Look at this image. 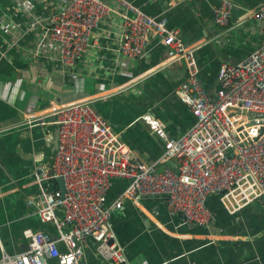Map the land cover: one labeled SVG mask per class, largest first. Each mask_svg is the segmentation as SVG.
<instances>
[{"label":"built area","instance_id":"2783aa9c","mask_svg":"<svg viewBox=\"0 0 264 264\" xmlns=\"http://www.w3.org/2000/svg\"><path fill=\"white\" fill-rule=\"evenodd\" d=\"M110 1L113 5L107 0H65L57 12L40 16L32 0H23L19 8L28 18L27 30L38 39L34 54L53 56L67 73L79 76L78 62L89 53L93 36L117 17L121 57L142 59L157 39L169 51L171 65L185 70L176 94L195 123L171 139L163 124L145 117L164 141L159 159L146 163L98 113L94 101L29 110L28 127H57L52 160L37 168L39 192L27 199L43 223L55 225L57 236L26 229L25 250L14 256L4 253L0 264H84L90 243L103 260L128 264L112 219L126 200L138 197L163 198L171 216L206 229L216 220L208 207L211 196L219 197L229 213L264 206V44L241 63L222 65L218 92L211 96L200 80L197 45H187L179 29L168 28L166 18L151 17L128 0ZM234 9L233 0H220L215 26L228 28ZM250 15L264 26V3ZM60 178L65 195L58 187ZM115 180L129 185L108 205Z\"/></svg>","mask_w":264,"mask_h":264},{"label":"crops","instance_id":"0c3cea01","mask_svg":"<svg viewBox=\"0 0 264 264\" xmlns=\"http://www.w3.org/2000/svg\"><path fill=\"white\" fill-rule=\"evenodd\" d=\"M22 1L0 0V259L4 253L14 256L25 250L26 229L57 236L55 225L43 223L27 205V199L39 192L37 168L49 164L55 153L57 127H28L29 110L45 112L52 106L94 101L98 113L146 163L159 159L164 141L145 117L163 124L171 139L195 123L176 94L185 70L171 65L169 51L157 39L150 42L144 58L121 57L119 18L112 17L93 36L89 53L78 62L79 76H73L55 57L34 54L38 39L27 30L28 18L19 8ZM32 1L40 16L65 4ZM128 1L151 17L166 18L168 28L179 29L187 45L198 46L200 80L211 96L218 92L222 65L239 64L264 44V26L250 15L264 0H233L228 28L214 24L220 0ZM128 185L125 180L113 181L108 205ZM208 207L216 219L210 229L171 216L163 198L126 200L112 221L128 264H264V206L252 204L229 213L219 197L211 196ZM84 264L112 263L100 258L90 243Z\"/></svg>","mask_w":264,"mask_h":264},{"label":"water","instance_id":"95a60500","mask_svg":"<svg viewBox=\"0 0 264 264\" xmlns=\"http://www.w3.org/2000/svg\"><path fill=\"white\" fill-rule=\"evenodd\" d=\"M58 187L62 191V193L65 195L66 194V188H65V183L62 178L58 180Z\"/></svg>","mask_w":264,"mask_h":264}]
</instances>
